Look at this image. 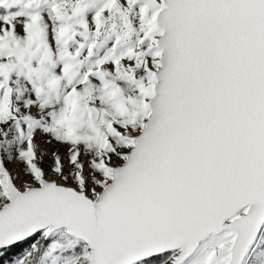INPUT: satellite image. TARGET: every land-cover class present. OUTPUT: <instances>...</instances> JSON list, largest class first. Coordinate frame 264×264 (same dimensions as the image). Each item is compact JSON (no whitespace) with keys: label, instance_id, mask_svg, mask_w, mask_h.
I'll use <instances>...</instances> for the list:
<instances>
[{"label":"snow or ice","instance_id":"6c2138e0","mask_svg":"<svg viewBox=\"0 0 264 264\" xmlns=\"http://www.w3.org/2000/svg\"><path fill=\"white\" fill-rule=\"evenodd\" d=\"M25 245L264 264V0H0V255Z\"/></svg>","mask_w":264,"mask_h":264},{"label":"rangeland","instance_id":"374dc122","mask_svg":"<svg viewBox=\"0 0 264 264\" xmlns=\"http://www.w3.org/2000/svg\"><path fill=\"white\" fill-rule=\"evenodd\" d=\"M50 153H51V149H49V156H47V157L45 158L46 163H50V162H51V161H50ZM26 247H27V246L25 245V246H23V247L17 248V250H18V254H17L16 256H20L21 253H23V252L25 251ZM6 255H7V254H6ZM6 255H0V259H1L2 257H5ZM16 256H14L12 259H14ZM8 261H9V259L6 260V261L4 262V264H8Z\"/></svg>","mask_w":264,"mask_h":264},{"label":"trees","instance_id":"16d2710c","mask_svg":"<svg viewBox=\"0 0 264 264\" xmlns=\"http://www.w3.org/2000/svg\"><path fill=\"white\" fill-rule=\"evenodd\" d=\"M17 254H18V250H17V248H16V249L13 250V252H9V253H7V255H6L5 257H2V258L0 259V264H4V262H5L6 260H8L9 258H13V257L16 256Z\"/></svg>","mask_w":264,"mask_h":264}]
</instances>
